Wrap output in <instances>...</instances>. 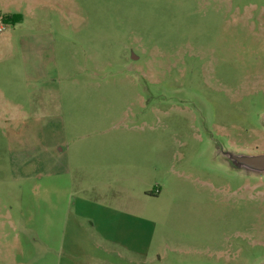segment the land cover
Returning <instances> with one entry per match:
<instances>
[{"label":"rangeland","instance_id":"obj_1","mask_svg":"<svg viewBox=\"0 0 264 264\" xmlns=\"http://www.w3.org/2000/svg\"><path fill=\"white\" fill-rule=\"evenodd\" d=\"M262 157L264 0H0V264H264Z\"/></svg>","mask_w":264,"mask_h":264},{"label":"flooded vegetation","instance_id":"obj_2","mask_svg":"<svg viewBox=\"0 0 264 264\" xmlns=\"http://www.w3.org/2000/svg\"><path fill=\"white\" fill-rule=\"evenodd\" d=\"M244 172H247L252 175H258V176H263L264 177V169H249Z\"/></svg>","mask_w":264,"mask_h":264},{"label":"crops","instance_id":"obj_3","mask_svg":"<svg viewBox=\"0 0 264 264\" xmlns=\"http://www.w3.org/2000/svg\"><path fill=\"white\" fill-rule=\"evenodd\" d=\"M67 167H69V166H67ZM145 196H146V198L157 199L160 196V192L158 190H155V191L149 192L147 194L145 193Z\"/></svg>","mask_w":264,"mask_h":264},{"label":"water","instance_id":"obj_4","mask_svg":"<svg viewBox=\"0 0 264 264\" xmlns=\"http://www.w3.org/2000/svg\"><path fill=\"white\" fill-rule=\"evenodd\" d=\"M258 165L264 167V157L257 161Z\"/></svg>","mask_w":264,"mask_h":264}]
</instances>
